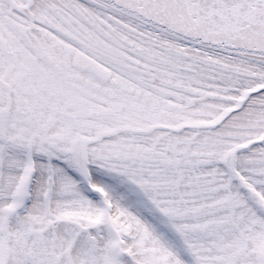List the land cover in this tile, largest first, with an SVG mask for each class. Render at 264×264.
<instances>
[{
  "label": "snow or ice",
  "instance_id": "1",
  "mask_svg": "<svg viewBox=\"0 0 264 264\" xmlns=\"http://www.w3.org/2000/svg\"><path fill=\"white\" fill-rule=\"evenodd\" d=\"M0 264H264V0H0Z\"/></svg>",
  "mask_w": 264,
  "mask_h": 264
}]
</instances>
